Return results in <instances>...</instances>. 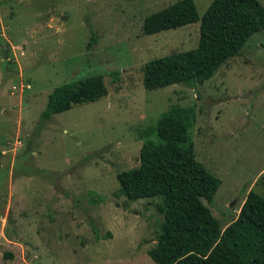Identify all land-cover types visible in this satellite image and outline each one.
Segmentation results:
<instances>
[{
  "label": "rangeland",
  "instance_id": "1",
  "mask_svg": "<svg viewBox=\"0 0 264 264\" xmlns=\"http://www.w3.org/2000/svg\"><path fill=\"white\" fill-rule=\"evenodd\" d=\"M176 1L0 0V264H155L159 199H128L116 175L172 107L220 178L203 203L222 228L248 191L264 196V29L205 81H170L161 58L193 49L199 21L155 34L142 22ZM194 2L201 17L211 0ZM94 76L101 97L42 119L56 86L88 93Z\"/></svg>",
  "mask_w": 264,
  "mask_h": 264
},
{
  "label": "trees",
  "instance_id": "2",
  "mask_svg": "<svg viewBox=\"0 0 264 264\" xmlns=\"http://www.w3.org/2000/svg\"><path fill=\"white\" fill-rule=\"evenodd\" d=\"M196 21L197 45L161 58L163 65H170V81L203 82L239 55L249 37L264 29V6L259 0H211L199 17L194 0H177L145 16L142 32L155 34ZM159 61L146 63V73ZM88 82V93L79 90L80 80L56 86L42 119L101 97L105 91L98 76L85 79L84 86ZM190 124L183 108L162 112L149 130L154 138H147L140 147L138 166L116 175L119 190L128 199H159L156 208L163 220L148 255L155 264H264V196L248 191L236 218L222 228L203 203V199L212 200L221 181L196 159Z\"/></svg>",
  "mask_w": 264,
  "mask_h": 264
}]
</instances>
